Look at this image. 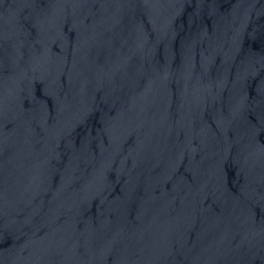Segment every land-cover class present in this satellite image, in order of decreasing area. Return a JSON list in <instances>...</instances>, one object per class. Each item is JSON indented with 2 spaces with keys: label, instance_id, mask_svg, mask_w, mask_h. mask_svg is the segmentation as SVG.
Wrapping results in <instances>:
<instances>
[{
  "label": "water",
  "instance_id": "1",
  "mask_svg": "<svg viewBox=\"0 0 264 264\" xmlns=\"http://www.w3.org/2000/svg\"><path fill=\"white\" fill-rule=\"evenodd\" d=\"M0 264H31V0H0Z\"/></svg>",
  "mask_w": 264,
  "mask_h": 264
}]
</instances>
